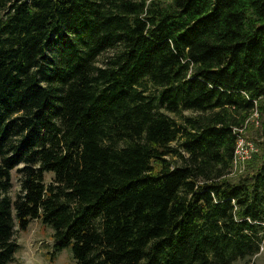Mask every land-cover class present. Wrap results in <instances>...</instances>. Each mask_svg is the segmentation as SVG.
Listing matches in <instances>:
<instances>
[{
	"label": "trees",
	"instance_id": "1",
	"mask_svg": "<svg viewBox=\"0 0 264 264\" xmlns=\"http://www.w3.org/2000/svg\"><path fill=\"white\" fill-rule=\"evenodd\" d=\"M263 105L264 0H0V264L34 221L75 264L251 263Z\"/></svg>",
	"mask_w": 264,
	"mask_h": 264
},
{
	"label": "rangeland",
	"instance_id": "2",
	"mask_svg": "<svg viewBox=\"0 0 264 264\" xmlns=\"http://www.w3.org/2000/svg\"><path fill=\"white\" fill-rule=\"evenodd\" d=\"M109 55L110 53L100 59V65ZM184 115L192 116L189 112H185ZM236 131L240 134V139L234 167L229 176L235 181L240 176H245L248 173L250 161L264 152V111L261 112L256 108L247 118L243 129ZM21 168L22 166L19 169ZM52 179V175H47V184L51 183ZM20 193V174L15 170L13 171V187L9 195L12 200H16ZM15 240L20 246L16 255L19 264H75L69 250L60 253L55 251L53 230L43 226L39 221L32 222L27 232H17ZM238 264H264V249L251 263L240 262Z\"/></svg>",
	"mask_w": 264,
	"mask_h": 264
}]
</instances>
